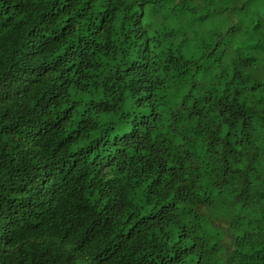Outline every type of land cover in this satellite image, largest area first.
<instances>
[{"label": "trees", "instance_id": "obj_1", "mask_svg": "<svg viewBox=\"0 0 264 264\" xmlns=\"http://www.w3.org/2000/svg\"><path fill=\"white\" fill-rule=\"evenodd\" d=\"M90 4L0 0V264H264V191L257 186L255 196L238 202L234 173L225 179L240 154L233 138L221 139L229 149L220 180L200 184L202 198L170 220L147 223L125 209L151 194L126 187L128 179L122 184L111 171H121L124 145L95 141L72 150L83 133L69 128L72 113L61 107L64 84L56 73L70 79L64 45ZM252 164L248 185L264 186V159L257 155ZM191 168L196 183L200 165ZM220 248L223 256H215Z\"/></svg>", "mask_w": 264, "mask_h": 264}, {"label": "clouds", "instance_id": "obj_2", "mask_svg": "<svg viewBox=\"0 0 264 264\" xmlns=\"http://www.w3.org/2000/svg\"><path fill=\"white\" fill-rule=\"evenodd\" d=\"M85 13L64 45L70 79L56 73L61 107L83 133L73 151L95 141L125 146L121 171H111L152 196L133 198L125 215L147 223L192 207L200 184L220 180L228 137L240 146L225 174L234 173L233 195L243 202L264 191L246 179L256 156L264 159V0H91Z\"/></svg>", "mask_w": 264, "mask_h": 264}]
</instances>
